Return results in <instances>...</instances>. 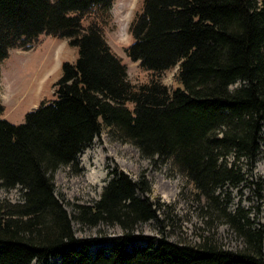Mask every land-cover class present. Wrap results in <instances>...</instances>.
<instances>
[{"label": "trees", "instance_id": "obj_1", "mask_svg": "<svg viewBox=\"0 0 264 264\" xmlns=\"http://www.w3.org/2000/svg\"><path fill=\"white\" fill-rule=\"evenodd\" d=\"M113 2L0 0V64L43 34L77 53L61 64L55 99L40 102L24 123L3 119L0 100V188L20 193L16 203L0 202V264H48L51 256L59 264H264V227L244 209L228 211L221 194L244 181L238 162L252 167L263 141L264 0H143L126 50L154 76L139 85L104 39ZM173 68L180 87L170 91L158 77ZM102 130L145 158L171 160L192 185L204 224L224 220L241 247L227 250L207 233L126 250L137 226L159 221L162 207L145 197L147 183L121 173L94 205L68 213L54 196L53 175L73 167ZM73 224L115 225L124 237L91 257Z\"/></svg>", "mask_w": 264, "mask_h": 264}, {"label": "rangeland", "instance_id": "obj_2", "mask_svg": "<svg viewBox=\"0 0 264 264\" xmlns=\"http://www.w3.org/2000/svg\"><path fill=\"white\" fill-rule=\"evenodd\" d=\"M142 4L143 0H114L111 20L103 27L106 43L126 65L128 80L133 85L145 84L154 77L126 55V50L134 42L130 33L131 23ZM76 56V49L68 46L66 40L44 34L29 49L10 51L8 58L0 64L2 118L14 125L21 124L26 113L37 108L40 102L53 101V84L61 76V64L73 63ZM175 73L176 68H173L158 77L170 91L180 87L174 80ZM262 140L252 167L243 158L238 162L244 181L237 187L223 189L221 194L228 211L244 209L250 213L251 221L264 227V135ZM120 173L134 182L147 183L150 193L145 197L162 207L159 221L151 220L137 226L132 242L125 246L126 250L146 247L148 240H152L153 245H158L161 240L195 242L200 235L207 233L214 235L227 250L241 247L242 239L230 230L224 220L215 222L212 228L204 224V212L194 200L192 185L177 173L171 160L145 158L135 146L117 139L108 130H102L79 152L73 167H62L54 173V196L68 213L73 206L91 207L100 199L113 175ZM19 199L18 189L5 191L0 188V202L16 203ZM72 229L74 239L87 243L88 248L84 252L91 257L99 251L109 253L117 240L124 237L122 230L115 225L91 227L73 224ZM58 260V257L51 256L47 263L59 264Z\"/></svg>", "mask_w": 264, "mask_h": 264}, {"label": "bare ground", "instance_id": "obj_3", "mask_svg": "<svg viewBox=\"0 0 264 264\" xmlns=\"http://www.w3.org/2000/svg\"><path fill=\"white\" fill-rule=\"evenodd\" d=\"M88 180H91L90 178H88Z\"/></svg>", "mask_w": 264, "mask_h": 264}]
</instances>
